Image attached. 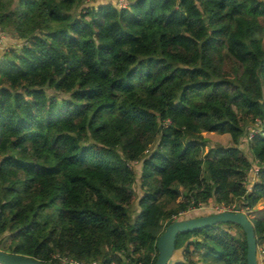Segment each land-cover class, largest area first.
Masks as SVG:
<instances>
[{"label": "trees", "instance_id": "16d2710c", "mask_svg": "<svg viewBox=\"0 0 264 264\" xmlns=\"http://www.w3.org/2000/svg\"><path fill=\"white\" fill-rule=\"evenodd\" d=\"M87 1L0 0V250L155 264L187 211L264 201V0ZM176 254L247 264L246 235L183 233Z\"/></svg>", "mask_w": 264, "mask_h": 264}, {"label": "water", "instance_id": "95a60500", "mask_svg": "<svg viewBox=\"0 0 264 264\" xmlns=\"http://www.w3.org/2000/svg\"><path fill=\"white\" fill-rule=\"evenodd\" d=\"M219 224H234L242 228L247 241V264H259V254L254 226L241 206L234 212H218L192 219H178L168 225L157 242L158 259L155 264H174L177 236L183 233L212 227ZM0 264H47L34 258L9 254L0 250Z\"/></svg>", "mask_w": 264, "mask_h": 264}, {"label": "rangeland", "instance_id": "374dc122", "mask_svg": "<svg viewBox=\"0 0 264 264\" xmlns=\"http://www.w3.org/2000/svg\"><path fill=\"white\" fill-rule=\"evenodd\" d=\"M107 1H109V0H101V1L100 0H97V1H94V2L93 1L91 2L90 1V2H88V4H96L97 5L100 2L105 3ZM111 1H114L115 3H118L119 6L124 3V0H111ZM253 134H255V133H253ZM249 135H250V137L252 136L251 134H249ZM205 136H207V137H213L214 139L219 140L222 143H226V140L228 138L227 136H220V135H215V134H211V135H206L205 134ZM241 145H242L243 149L246 148V146H245L246 144H244L243 141L241 142ZM133 166H134V168H136L137 171H139V168H140V165L139 164H133ZM253 177L254 176H251L250 177V181H249L250 184L248 186V189L250 191H251V188H252V186L254 184V182L252 181V178ZM136 191H137V194H139V188L138 187H136ZM138 199H139V195H137L136 203H137ZM238 204H239V202L235 205L236 206V209L238 208ZM218 210H219V206L218 205H216L215 203H210L208 205H204L201 208L191 209V210L187 211L186 213L182 214L181 216H184L185 218L192 219V218H195L196 216H199V215L200 216H203V215L207 216L209 214L217 213V212H219ZM241 211H242V213H245L246 215H248V217L250 219H253V218L264 219V201L260 202L259 205L256 207V209L253 212H251V213H248L244 209H242ZM260 251H261V253H260ZM258 252H259V264H264V248L259 249ZM175 256H176L175 257L176 260H178L179 257H180L177 254Z\"/></svg>", "mask_w": 264, "mask_h": 264}, {"label": "built area", "instance_id": "2783aa9c", "mask_svg": "<svg viewBox=\"0 0 264 264\" xmlns=\"http://www.w3.org/2000/svg\"><path fill=\"white\" fill-rule=\"evenodd\" d=\"M120 6H124L125 7V2L123 4H121ZM4 40H5V37L2 36V35H0V47L3 45ZM260 125H261V122L258 121L257 124H256V126H260ZM253 133L256 134L257 132L255 130H252L251 133H250L252 136L250 138H252L255 135ZM258 171H259L258 168H254L253 170H251V172L248 175V181H250V177L251 176H254L252 178V181L254 182L256 180V178H257ZM235 205L236 204H234L232 206L222 205V206L219 207V210L218 211L219 212H225V211L234 212V211L237 210ZM63 264H82V263L76 262L74 260H68V259L65 258V259H63ZM99 264H101V263H99Z\"/></svg>", "mask_w": 264, "mask_h": 264}, {"label": "crops", "instance_id": "0c3cea01", "mask_svg": "<svg viewBox=\"0 0 264 264\" xmlns=\"http://www.w3.org/2000/svg\"><path fill=\"white\" fill-rule=\"evenodd\" d=\"M3 49H0V55H1V51H2Z\"/></svg>", "mask_w": 264, "mask_h": 264}, {"label": "clouds", "instance_id": "9594fccd", "mask_svg": "<svg viewBox=\"0 0 264 264\" xmlns=\"http://www.w3.org/2000/svg\"><path fill=\"white\" fill-rule=\"evenodd\" d=\"M242 210V209H241Z\"/></svg>", "mask_w": 264, "mask_h": 264}]
</instances>
